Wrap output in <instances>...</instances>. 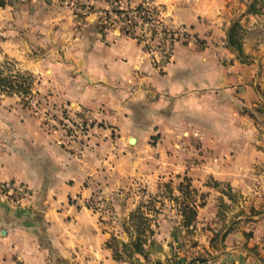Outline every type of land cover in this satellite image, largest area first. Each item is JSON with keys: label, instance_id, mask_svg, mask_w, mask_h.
<instances>
[{"label": "crops", "instance_id": "0c3cea01", "mask_svg": "<svg viewBox=\"0 0 264 264\" xmlns=\"http://www.w3.org/2000/svg\"><path fill=\"white\" fill-rule=\"evenodd\" d=\"M230 1L129 0L132 7L154 5L193 31L196 43L178 44L162 70L136 42L117 31L100 37L93 23L72 39L71 60L54 65L60 96L93 111L104 133L134 137L136 154L152 150L153 137L157 147L164 142L171 150L170 174L206 195L186 227L194 229L196 242L181 249L185 238L169 233L157 242L148 239L146 256L116 261L110 234L86 206L102 177L97 175L109 165L102 142L93 151L99 142L92 138L79 151L40 131L0 150V180L32 191L28 206L0 201V264H264V45L256 58L242 62L226 44ZM158 163L137 157L136 180H159L151 168ZM208 181L225 183L234 198L207 187ZM182 224L180 217L176 225ZM171 245L179 247L177 254Z\"/></svg>", "mask_w": 264, "mask_h": 264}, {"label": "rangeland", "instance_id": "374dc122", "mask_svg": "<svg viewBox=\"0 0 264 264\" xmlns=\"http://www.w3.org/2000/svg\"><path fill=\"white\" fill-rule=\"evenodd\" d=\"M252 1L231 0L228 7L232 21L223 24L224 32H228L226 44L246 62L258 55L260 46L264 45V6H259L257 13H249ZM120 2L123 9L134 10L138 7H132L129 0ZM94 3H102L104 7L96 9ZM150 6L167 26L174 30L183 29L193 37L188 42L180 39L178 44L196 43L190 28L167 20L160 8ZM107 13L110 15L106 17ZM119 14L110 0H89L86 3L81 0H0V70L12 74H29L33 94V97L24 99L0 94V150L28 137L27 133L40 131L63 148L78 145L79 151L81 145L92 138L99 142L93 143V151H99L96 148L102 142L101 150L108 154L110 161L108 166L104 165L101 169L102 174L97 175L98 178L102 177L97 179L86 206L99 216L102 227L110 234L108 247L112 249L116 261L132 258L121 244L134 242L140 234L145 243L151 238H155L153 241L157 242L169 233H173L176 238L178 235L180 238L183 236L185 241L178 246L189 250L197 236L194 229L186 230L184 217L193 208L197 210L201 207L206 197L192 186L189 179L170 174L171 165H166V159L172 152L164 149V142L157 147L159 140L153 137L148 143L155 149H140L137 150L140 153L136 154V143L129 142L131 138L135 140L134 137L126 140L124 134V139L121 140L116 132L109 130L104 133L101 128H106L98 122L93 111L82 110L60 96L58 81L55 79L59 73L54 65L58 61L71 60L68 51L72 47V39L77 38L91 23L95 24L100 37L106 32L117 31L136 42L154 68H164V65L153 61L151 56L153 53L160 57V43L151 41L150 49L144 43V32L145 36L152 35L144 27L143 21L137 16L126 20L124 14ZM91 15H96L93 22L88 19ZM128 22L133 27H129ZM69 24L72 30L67 29ZM127 28L130 33L125 32ZM139 156L143 160L151 157L158 159L159 163L151 168L158 173L159 180L147 183L136 180V171L139 170L136 168V158ZM131 170H135V174L131 175ZM118 177L123 180H118ZM9 181L28 188L32 199V191L28 186ZM150 187L153 188V193L148 191ZM207 187L218 188L226 197L234 198L225 183L208 181ZM31 199L16 203L0 195V201L16 206H28ZM234 200H237L236 195ZM180 217L184 228L176 225ZM150 231L153 234L150 235ZM126 237L130 241L123 243L122 238ZM157 246L155 244V248ZM178 246L171 245V252L177 254Z\"/></svg>", "mask_w": 264, "mask_h": 264}, {"label": "built area", "instance_id": "2783aa9c", "mask_svg": "<svg viewBox=\"0 0 264 264\" xmlns=\"http://www.w3.org/2000/svg\"><path fill=\"white\" fill-rule=\"evenodd\" d=\"M110 4L113 8L116 6L117 10L119 11V15L124 14V19L128 20L132 16H137L143 21L144 27L148 28L150 35L152 36H145V42L148 49H150V42L151 41H158L161 46L160 57L151 53L153 61L160 65H167L171 61V57L173 56L174 48L178 44V40L182 39L188 42V40L192 39L193 37L190 36L188 32L185 30H174L167 26L163 20H161L157 15L158 13L151 8L149 4H141L134 10H130L128 8L123 9L120 5L122 3L120 0H110ZM110 13L106 14V17L109 16ZM129 27H133L128 22ZM129 32V29L125 31ZM143 37V36H142ZM0 195L9 199L11 202L21 203V202H28L31 199V194L28 188L23 185L16 184L11 181L0 182Z\"/></svg>", "mask_w": 264, "mask_h": 264}, {"label": "trees", "instance_id": "16d2710c", "mask_svg": "<svg viewBox=\"0 0 264 264\" xmlns=\"http://www.w3.org/2000/svg\"><path fill=\"white\" fill-rule=\"evenodd\" d=\"M264 6V0H253L252 3L249 5L248 12L249 13H257L259 6ZM241 59V56H238ZM31 76L29 74L24 73H16L12 74L11 72H3L0 70V94L6 96H18L22 97L23 99L26 97H33L31 91ZM186 218L184 217V227H188L192 221L195 219L196 216V208H193L188 213H186ZM146 221V220H145ZM140 233L142 232L139 228ZM153 234L150 231V235ZM142 235V234H140ZM138 235L136 240L130 244H121L124 250H127L129 253V257L132 255L140 254L142 256H146V252L144 250L145 242L140 238L141 236ZM114 255V254H113ZM115 259V256H114Z\"/></svg>", "mask_w": 264, "mask_h": 264}, {"label": "water", "instance_id": "95a60500", "mask_svg": "<svg viewBox=\"0 0 264 264\" xmlns=\"http://www.w3.org/2000/svg\"><path fill=\"white\" fill-rule=\"evenodd\" d=\"M129 142L134 143L135 140L131 138V139H129Z\"/></svg>", "mask_w": 264, "mask_h": 264}]
</instances>
